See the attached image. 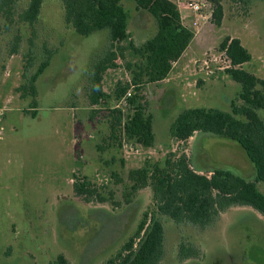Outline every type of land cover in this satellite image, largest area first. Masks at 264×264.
<instances>
[{
  "label": "rangeland",
  "instance_id": "1",
  "mask_svg": "<svg viewBox=\"0 0 264 264\" xmlns=\"http://www.w3.org/2000/svg\"><path fill=\"white\" fill-rule=\"evenodd\" d=\"M172 1L195 37L168 79L153 84L144 80L138 91L134 85L129 89L154 122V146H135L138 154L123 148V140L122 146L110 141L107 116L120 100L114 95L118 83L131 84L128 65L134 69L141 61L130 43L141 46L151 39L157 20L133 1L121 0L129 13L130 38L121 44L124 59L116 52L112 62L117 68L104 76V103L94 107L88 99L92 69L109 48V30L79 35L65 22L62 0H44L33 27L17 22L7 31L0 14V264H54L61 255L67 264H107L136 234L144 214L155 209L151 188L126 197L132 169L184 160L202 171L223 167L254 177L253 165L238 143L204 134L178 142L170 129L184 109L231 112L241 86L226 73L228 63L219 50L226 37L241 40L252 55L243 68L264 80V0ZM195 1L202 4L200 12L188 6ZM28 4L21 0L17 13ZM217 4L224 10L220 26L213 21ZM17 34L22 37L20 52L11 56ZM48 50L54 54L36 82L38 96L22 98L19 88ZM208 58L214 74L206 77L201 63ZM258 113L264 121V110ZM75 176L95 184L108 201L77 198ZM258 189L264 194L263 183ZM163 220L161 264H264V216L252 207H231L206 228ZM182 243L199 254L182 260Z\"/></svg>",
  "mask_w": 264,
  "mask_h": 264
},
{
  "label": "trees",
  "instance_id": "2",
  "mask_svg": "<svg viewBox=\"0 0 264 264\" xmlns=\"http://www.w3.org/2000/svg\"><path fill=\"white\" fill-rule=\"evenodd\" d=\"M20 1L0 0V14L4 16L7 31L17 22L33 27L39 19L44 0H29L27 8L18 14ZM129 1H133L137 9L153 16L158 30L141 46L130 43V50L141 61L133 65L134 69L131 64L128 65L127 69L133 74L131 84L118 83L114 91L115 100H119L131 85L138 91L144 80L153 84L168 79L173 63L182 59L195 37L183 24L179 7L174 1ZM62 6L66 24L79 35L87 37L102 30L110 32L109 48L94 64L88 90L90 104L97 107L107 97L103 86L106 72L117 68L112 62L113 56L118 52L124 59L126 48L121 44L130 38L129 13L121 0H62ZM223 17V6L217 4L213 11L214 23L220 26ZM21 42V35H15L10 48L11 56L19 54ZM219 50L225 53V59L231 65L226 73L241 86L239 102H232L231 112L212 108L184 109L171 125V137L178 142H187L196 134L230 139L244 150L253 165L254 177L247 179L223 167L202 171L191 168L184 160H166L130 170L128 180L131 186L126 197L151 188L155 209L144 214L136 234L107 264H161L165 253L163 217L171 219L176 225L206 228L221 213L235 206L252 207L264 216V194L258 189V183L264 185V121L258 113L264 110V80L243 68L252 61V55L240 39L226 37ZM53 54L48 50L36 72L19 88L22 98L38 96L36 82L49 67ZM137 99V95L130 99L133 109L129 112L119 109L109 112L110 141L122 146V140L126 138L150 149L155 143L153 118L146 114L145 105L138 104ZM36 105L37 101H34V110ZM73 187L76 197L83 202L90 203L95 198L101 203L108 201L95 184L84 178L75 176ZM199 252L186 243L179 247L182 260L196 257ZM54 264H67V261L61 255Z\"/></svg>",
  "mask_w": 264,
  "mask_h": 264
},
{
  "label": "built area",
  "instance_id": "3",
  "mask_svg": "<svg viewBox=\"0 0 264 264\" xmlns=\"http://www.w3.org/2000/svg\"><path fill=\"white\" fill-rule=\"evenodd\" d=\"M188 6L195 12H200L202 10V4L200 3H197L196 1L195 2H190L188 4ZM223 57L225 59V53H223ZM226 63H228V67L227 68H230V62L228 60H226ZM178 62L176 63H173V67L177 64ZM210 60L209 58L204 60L202 63H201V69H203L206 77L208 76H212L214 74V72L211 70L210 68ZM132 98V92L129 90L126 92V94L120 98V100L118 101L117 103V108L115 109H119V110H122L123 112H127V110H129V108L131 107L130 105V99ZM135 146H138L136 144H134L133 142L129 141L128 139L124 138L123 139V148H127L129 147L130 151H132V153H135V154H138L139 151L138 149H135Z\"/></svg>",
  "mask_w": 264,
  "mask_h": 264
},
{
  "label": "crops",
  "instance_id": "4",
  "mask_svg": "<svg viewBox=\"0 0 264 264\" xmlns=\"http://www.w3.org/2000/svg\"><path fill=\"white\" fill-rule=\"evenodd\" d=\"M182 87V86H181ZM182 88H184V87H182ZM182 88H180V90H182ZM199 136H200V134H196V135H194V137H192L190 140H192V139H196V138H199Z\"/></svg>",
  "mask_w": 264,
  "mask_h": 264
}]
</instances>
